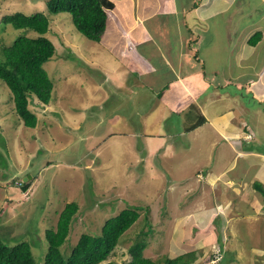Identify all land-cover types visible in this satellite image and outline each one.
Instances as JSON below:
<instances>
[{
    "label": "rangeland",
    "instance_id": "1",
    "mask_svg": "<svg viewBox=\"0 0 264 264\" xmlns=\"http://www.w3.org/2000/svg\"><path fill=\"white\" fill-rule=\"evenodd\" d=\"M44 1L4 0L0 17L10 12L5 8L22 10L26 15L36 12L47 15ZM112 3L113 13L122 14L118 18L120 27L109 26L110 16L114 14L106 11L108 27L97 43L78 34L70 14H48L50 29L46 36L56 43V49L43 67L54 91L48 105H30L37 117L34 128L23 126L14 111L9 89L0 84V239L10 246L28 243L35 262L43 264L46 231L54 227L64 204L75 202L79 210L60 247L62 257L66 258L81 234L98 235L105 221L124 209L144 207L145 201L148 209L139 211L140 217L121 235L108 261L127 264L131 260L128 249L149 224L151 233L146 236L147 247L142 253L159 264L189 251L196 252L195 264H264V215H261L264 210L262 213L258 210L252 217L248 214V218L243 214L244 218L238 220L242 208L226 205L234 194L221 191L222 196L217 199L213 196L216 191L210 185L224 182V178L203 175L208 170L205 160H216L217 156L221 159L226 153L223 150L231 147L235 151V147L243 146L245 134L228 128L230 134L236 132V135L227 136L226 144L215 136L214 128L207 122L196 127L197 132H187L184 128L192 121L183 119L181 110L171 111L177 103L184 105L183 98L194 95L192 101L201 107L208 122L213 117L216 126L222 119L230 118L226 122L229 127L250 129L252 135L247 134L253 138L246 148L264 153V101L253 97V93L261 92L263 80L250 83L251 93L244 91L243 82L239 88L228 83L206 93L208 88L198 91V87L185 79L162 78L158 55L162 49L158 44L168 46L164 41L168 36L172 39L184 36L187 43L186 31H175L181 28L180 18L169 22L167 14H173L172 9L163 0ZM155 7L156 15L147 18V12ZM197 9L204 11L195 5L184 16L197 17ZM194 26L193 29V22L188 26L191 33L188 43L199 48L202 79L207 80L212 70L218 71L221 80L224 74L236 78L240 63L233 54L240 48L221 41L216 51L209 52L203 47L201 50L204 30L200 28V33L196 29L199 24ZM227 30L223 31L225 35ZM221 31H208L204 37L213 40ZM19 32L4 27L0 30V43L3 40L9 45ZM244 45L247 44L242 41ZM222 50L227 52L221 56L220 63ZM163 54L170 60L167 53ZM171 58L179 57L174 54ZM191 60L194 61L193 56L187 55L181 65L193 69ZM255 61L256 58L245 63V76L252 71H264V61ZM252 65L255 66L248 69ZM180 85L193 95H184ZM139 88L148 93L137 92ZM113 92L120 93L117 102L110 100ZM174 97L179 101H174ZM142 100L144 112L138 109ZM215 137L220 142L214 141ZM251 154L254 157L243 158L235 172L228 174L235 175L237 183L246 188L250 183L245 180L253 177L258 167L246 165L259 161ZM25 177L26 182H31L22 192L19 181L24 183ZM206 189L212 200L205 194ZM251 190V187L245 189L249 195L243 208L254 212L262 203Z\"/></svg>",
    "mask_w": 264,
    "mask_h": 264
},
{
    "label": "trees",
    "instance_id": "2",
    "mask_svg": "<svg viewBox=\"0 0 264 264\" xmlns=\"http://www.w3.org/2000/svg\"><path fill=\"white\" fill-rule=\"evenodd\" d=\"M3 1L0 0V5ZM44 4L47 8V15L44 12L26 15L24 11L21 12L22 10L16 11L15 9L5 8L6 11L10 12L4 13L0 17V30L10 26L14 30L21 31L9 45L1 40L0 84H4L9 89L14 111L23 126L27 128H34L37 124V117L29 109V106L32 104L34 106L48 105L51 100V93L54 91V85L43 67L54 56L56 49V43L46 36L50 29L48 14L54 16L64 13L70 14L72 24L78 34L89 42L97 43L106 28V11L113 8V4L109 0H45ZM194 5H197V3L194 2ZM1 10L2 6H0ZM172 13L169 15L170 18L168 16L169 22H175L176 20V10L173 9ZM151 15L152 12H147L146 17L149 16L147 18H150ZM169 31L175 33L172 28ZM260 36L261 32L254 33L249 37L248 44L250 46L256 45ZM178 38L179 36L175 38L176 49L181 47ZM199 57L198 53L193 54L194 61L203 65ZM135 91H133V94H135ZM141 91L144 95L148 93V91L140 88L137 92ZM115 93L113 92L110 95V100L117 102L120 93ZM150 94L152 95V93ZM160 95L161 93H158L159 97ZM144 102L142 100L138 103V109L141 108V112L146 111L143 105ZM136 113L138 114V111ZM185 120L188 122L192 120V123L184 128L188 132L206 122V117L201 114L200 110L193 108L186 114ZM243 131L252 135L251 130L246 127ZM252 138L253 136L248 139V142ZM242 144L246 146L247 143L243 141ZM249 150L253 149L249 148ZM30 182L22 183L19 181L22 192H25ZM252 187L264 196V189L260 182L255 181ZM142 204L144 207L140 205V207L134 209H124L117 216L105 221L98 235L81 234L69 255L63 258L60 247L66 240L72 219L79 210V206L75 202L64 204L58 213L54 227L46 231L47 251L43 258V264H116L111 260L108 261V259L118 245L121 235L131 228L140 217L139 211L148 209L145 201ZM147 226L146 230L140 231L139 235L141 237L137 238L128 249L131 260L127 264H159L144 257L142 253L147 247L146 236L151 233L149 224ZM197 258L195 251H189L173 259L166 258L161 264H195ZM0 264L37 263L28 243L22 242L10 246L0 239Z\"/></svg>",
    "mask_w": 264,
    "mask_h": 264
},
{
    "label": "crops",
    "instance_id": "3",
    "mask_svg": "<svg viewBox=\"0 0 264 264\" xmlns=\"http://www.w3.org/2000/svg\"><path fill=\"white\" fill-rule=\"evenodd\" d=\"M111 0L110 2L112 3ZM163 2H165L166 5H169V7L173 10H176V17L179 19L180 18V22L182 23L180 30L177 29L175 31H181V32H185L186 31V38H187V43L184 40V36H179L178 39H180L181 42V47L179 49H176L175 46V39H172L170 36H168L164 41L168 46H162L160 44L159 48L162 49V52L160 51L158 53L160 57V63L162 65V68L160 71H162L160 74L162 75V78L167 79L168 77L174 78V79H180V81H184V79L188 82L191 83L192 85L194 84V86L198 87V91L201 89H207L206 93H210L213 89L219 90L222 86V84H228V83H233L237 88L242 87V82L244 84V86L242 87L244 89V91L246 93H251L249 92L250 90V86H251V82L254 83V81H258V80H263L264 82V71L262 72H258V71H252L251 75L245 76V72L244 70L246 69L247 65L245 64L246 62H248L250 59H255L256 61L253 63H260L262 61H264V0H163ZM194 2L197 3V6H201L204 8V11L197 9V11L199 12L197 14V17L194 15L191 17H185L184 14H186L188 12V10L195 6V5H191L192 3L194 4ZM131 3V0H130ZM113 4V3H112ZM158 4V5H162ZM199 4V5H198ZM202 4L204 6H202ZM157 7V6H156ZM156 7L155 10H150L149 12H152V14L156 15ZM139 10V9H138ZM109 11V10H107ZM112 11V12H111ZM111 12L113 15L110 16V27H114V29H116V27H120V20L118 18L122 17V14L120 13H113V8L109 11ZM170 14H167V17ZM189 15V14H187ZM145 19V18H144ZM177 19V20H178ZM194 19V20H192ZM167 20V19H166ZM176 21V20H175ZM156 20L153 21V23H155ZM193 22V29L195 28L194 24L196 25L197 23L199 24V27H197L196 29L199 30V32L201 33V29L204 30V35L208 33V31H210V33L214 30H219L222 29V31L220 32V34L218 36H216V38L212 39H207V36L202 37V43H201V50L202 47L207 51L210 52L211 50L216 51L217 47L219 45V42L224 41L225 44H229V46L231 47L232 44L238 46L240 48L239 51H237L235 54H233V56L236 57V61H238L239 64V69H240V73H238V75H236V78H232V76H227L226 74H224V79L221 80L220 77H217L218 71L217 70H212L213 73L210 74L208 72V76H207V80H203L202 78L204 77L203 73H201L203 71L202 69V65L198 66L199 62H195L191 60V64L192 66H194L193 69L188 70L187 66L185 64H183V66L181 65L182 62L186 61V56L190 55L193 56V54L195 53H200L199 48H195V46L197 45H190L188 43V41H190V37L188 36V33L191 35L188 26ZM156 25H158V22L155 23ZM108 27V24L106 22V28ZM158 28V26H157ZM225 29L227 30V34L225 35V33L223 32ZM163 30H165L166 32H168V30L166 28H163ZM174 30V29H173ZM106 31V29H105ZM104 31V33H105ZM171 32V31H170ZM173 32V31H172ZM256 32H261V36L259 38V40L257 41L256 45L254 46H250L248 44V39L249 37H251L254 33ZM103 36V35H102ZM117 37V35H115ZM150 39V38H149ZM115 40V39H114ZM155 40V38H154ZM227 40V41H226ZM229 40V41H228ZM242 41L246 42L247 45L242 46ZM234 42V43H233ZM137 44H139V42L137 41ZM157 44V43H156ZM155 49V48H152ZM227 51L222 50L221 54H219V62L221 63L222 57L224 56V54H226ZM163 53H167L170 57V60L165 59L164 58V54ZM230 53V52H229ZM145 54V51H144ZM176 54L179 58L178 60H173L171 58L172 55ZM153 55H151L152 57ZM222 56V57H221ZM139 58H143L138 54ZM159 58V57H158ZM148 61V59H147ZM196 65V68H195ZM255 65L252 66H248V69H252ZM258 67V64L256 65ZM182 67V69H180ZM185 67V70L184 68ZM210 71V72H212ZM225 72V70H223V73ZM244 72V73H243ZM201 73V74H200ZM222 74V72H221ZM202 75V76H201ZM239 78V80L237 79ZM165 83V82H163ZM260 83V82H259ZM221 84V85H220ZM261 85V92L260 93H253V97H256L259 101H264V85ZM180 89L181 92L183 91L184 95H190L192 94L191 92H189L188 90H184V86L180 85ZM223 87V86H222ZM209 91V92H208ZM162 94V92H160ZM205 93V94H206ZM193 95V94H192ZM223 96V95H222ZM186 98V97H185ZM185 103L183 106H181L179 103L176 104L175 107H172L171 111H177V110H181V116L183 117V119L185 118L186 114L193 110V108H196L198 110H200L201 112V107L197 104L194 103V95L193 97H191L190 99H185ZM218 99H220V96H218ZM174 101L178 102L179 99H175V97L173 98ZM201 114H203L201 112ZM223 115V114H222ZM227 120L223 121V119L220 121L219 118L218 120L220 121L216 126L213 125L215 118L211 117L209 118V122L206 119V122L209 126H212L213 132H215V136L217 134V136L221 139V141L223 143H227V136L231 137L234 135H236V132L233 134H230V129L228 130V128H234L236 129L237 132L239 133H244V137H242V140L245 141L247 144L246 146H237L235 147V151H231V147L230 144L229 146L227 145L226 148L230 147L229 150H223L222 152H226L223 154L222 158L220 159V157H216V160L213 159H208L205 160L206 162H208V170L203 174L205 177H207L209 174L216 177L217 178H224V182H219V184L221 183L222 186H220L219 184H212L210 186H212L211 190L213 189L216 192H213V196L216 195V198H218V196H222L221 191H226V192H230L232 194H234V196H231L229 199H227L226 201V205H232L235 208H242L240 209L238 215H237V219L239 220V217L244 218L242 215H246L245 217L254 215L259 211H261L260 213H262V211L264 210V196H262L257 190L254 189V187H252L253 183L255 181L260 182L261 186L264 189V153L261 154H257L256 152H252V150H249V148H246L248 145V141L244 140L246 138L247 133L249 132H244L243 130L235 127H229V125H226ZM228 123H231V121H229ZM234 124V123H233ZM235 125V124H234ZM226 126V127H225ZM224 129H226L224 132ZM192 132H197L198 130L195 128L193 130H191ZM229 132V133H228ZM238 133V134H239ZM218 140L220 142L219 139H217L215 137L214 141ZM235 140V138H234ZM238 144V143H236ZM230 152V155L228 156V153ZM235 153V155L233 156V154ZM251 153L256 155V158L259 160L258 162H253V164L251 165H245L246 166H256L258 165L255 174L253 175V177H251L249 180H245V183H250L248 184L249 186L246 188V185L242 186L243 184H238V179L235 175L231 174L228 175L230 173H234L235 169L237 167V164L239 161H243V158H250V157H254ZM219 154V153H218ZM238 155L240 156V159L237 161ZM233 156V158H232ZM232 158V160H231ZM223 159V161H221ZM214 162V163H213ZM223 162V163H222ZM258 170V171H257ZM203 173V172H202ZM260 178V179H258ZM258 179V180H257ZM207 181H203L204 184H206ZM244 183V184H245ZM206 186V185H204ZM214 187V188H213ZM251 187V193L254 194L255 197L259 196L261 199L260 202L262 203V206L259 207L257 210H255L254 212L251 211H247L243 208L244 204L247 203V196L249 195L248 192H245V189L248 190ZM208 191V193L205 192V194H207L209 200H212V194H210L209 189H206ZM228 196V195H226ZM259 213V214H260ZM253 215V216H254ZM264 215V214H261ZM248 218V217H247Z\"/></svg>",
    "mask_w": 264,
    "mask_h": 264
},
{
    "label": "clouds",
    "instance_id": "4",
    "mask_svg": "<svg viewBox=\"0 0 264 264\" xmlns=\"http://www.w3.org/2000/svg\"><path fill=\"white\" fill-rule=\"evenodd\" d=\"M106 29V28H105ZM102 37V36H101ZM101 39V38H100ZM44 106V105H43ZM30 107V106H29ZM30 109V108H29ZM192 121V120H191ZM247 139V140H246ZM249 136L247 135L246 138L244 140L248 141ZM219 218L218 216L216 217V219Z\"/></svg>",
    "mask_w": 264,
    "mask_h": 264
},
{
    "label": "water",
    "instance_id": "5",
    "mask_svg": "<svg viewBox=\"0 0 264 264\" xmlns=\"http://www.w3.org/2000/svg\"><path fill=\"white\" fill-rule=\"evenodd\" d=\"M26 180H27V178L25 177L23 182H26Z\"/></svg>",
    "mask_w": 264,
    "mask_h": 264
}]
</instances>
